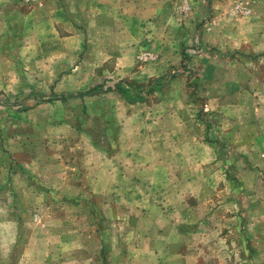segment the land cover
<instances>
[{"label": "rangeland", "instance_id": "rangeland-1", "mask_svg": "<svg viewBox=\"0 0 264 264\" xmlns=\"http://www.w3.org/2000/svg\"><path fill=\"white\" fill-rule=\"evenodd\" d=\"M0 264H264V0H0Z\"/></svg>", "mask_w": 264, "mask_h": 264}, {"label": "trees", "instance_id": "trees-1", "mask_svg": "<svg viewBox=\"0 0 264 264\" xmlns=\"http://www.w3.org/2000/svg\"><path fill=\"white\" fill-rule=\"evenodd\" d=\"M141 87L140 84L138 83H135L133 81H122V80H119V81H116L114 82L112 85H109L107 87V90H115L117 92H119L121 95L123 96H130V91L131 88H137L139 89ZM89 91H83V92H76V93H72V95L70 96H83L84 94L88 93ZM67 96H69L68 94H52L51 96L48 97V101H52V100H58V99H64V98H67ZM237 179H236V183H237ZM38 187H40V185H38ZM78 204H81V203H84V201L80 200V201H77ZM86 202V201H85ZM102 220V217H99V219L97 220L98 222ZM102 248H101V252H104V249L106 247V243H104L102 241Z\"/></svg>", "mask_w": 264, "mask_h": 264}, {"label": "built area", "instance_id": "built-area-1", "mask_svg": "<svg viewBox=\"0 0 264 264\" xmlns=\"http://www.w3.org/2000/svg\"><path fill=\"white\" fill-rule=\"evenodd\" d=\"M147 54H149V53H147Z\"/></svg>", "mask_w": 264, "mask_h": 264}]
</instances>
